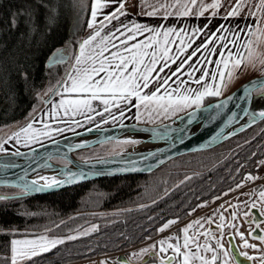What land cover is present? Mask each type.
I'll return each instance as SVG.
<instances>
[{
	"label": "snow or ice",
	"instance_id": "snow-or-ice-1",
	"mask_svg": "<svg viewBox=\"0 0 264 264\" xmlns=\"http://www.w3.org/2000/svg\"><path fill=\"white\" fill-rule=\"evenodd\" d=\"M126 3L128 0H92L91 19L87 27L93 29V32L87 39L79 42V51L73 58L74 63L71 71L66 73L64 79L57 82L67 97L61 99L54 106L53 116L58 115L61 110L64 116L70 118L78 114L85 115L94 112L96 109L93 107V103L96 101L103 105V111L97 112V115L103 116L104 113H108L113 120H116L117 117L112 113V108L119 110L120 117L124 116L125 109L131 111L132 108H136L135 118L137 120H140L143 115L140 112L141 108L148 113L150 118L152 113L175 114L193 105L200 109L206 96H220L237 73L248 66L255 68L259 64L262 76H264V0H234V3L232 0H228L227 7H225L224 0H211V3H206V0H137V3L133 5L140 9L137 15L162 20L169 18L179 20L189 17L199 19L210 12V16L207 17L208 24H205L203 28H187L185 26L179 29L175 26L165 27L163 24L153 27L136 23L134 20L125 23L120 18L129 15ZM113 5H116L114 10L104 13L103 21H100L97 26L98 14ZM222 8L224 9L223 14L220 11ZM214 17L223 20L243 17L245 21L251 18L254 24H246L244 28H240V32L246 31L249 37H256V39L242 42L241 37L236 34L235 39L228 41L227 36L223 33H234L235 29L226 28L224 24H220L215 31H212L209 25ZM105 21L107 24L104 23ZM113 21H117L119 27L113 25L115 31L109 29L102 35L107 25L112 24ZM76 26L79 27V15ZM206 32L210 33L208 38L193 48L195 39ZM116 33L124 37L123 40H120L119 46L113 43L114 39H119ZM217 33H221V35H217ZM138 36H143L144 39L137 40ZM131 41L136 42L130 43ZM216 41H221L219 48ZM228 43L235 46V52L228 48ZM110 45L117 50L110 51ZM189 49H192L191 52L188 51ZM224 49H228L227 54ZM66 51H68L67 47L55 49L49 58V63H65L69 59L65 56ZM245 52L247 55H244ZM105 53L109 54L105 55ZM214 55H218L220 59H209ZM178 61L179 63H177ZM209 64L215 65V69L208 70L206 65ZM172 65H176L174 71L171 68ZM166 69L171 72V75L166 73ZM197 72L200 73L198 77L195 75ZM161 73L164 75L162 76ZM181 73L201 87L198 89L186 87L188 81L180 78ZM173 77H176V80H172ZM206 79L213 82L219 81V83L209 84L205 82ZM170 80L177 84L176 88L171 87ZM259 83V88L255 81L251 82L250 86H244V92L248 99H251L252 91H256L260 98L264 99V80ZM153 88L154 90H151ZM49 91H56L57 95L60 94L56 89L50 88ZM215 107L219 108L220 105ZM244 114L250 121H255L257 118L264 120V110L249 112L245 109ZM189 115L194 116V113ZM88 118L91 119L90 116ZM72 122L79 123L78 121ZM104 122L107 123V119ZM36 131L29 123L25 128L13 133L8 139L15 138L19 142L21 133L25 134L26 139H34ZM58 131H63V129H58ZM7 142L8 140L0 141V152L6 151L3 144ZM121 143L135 144L137 141L125 140ZM11 155L22 154L17 151ZM52 159L54 157L50 154L47 160ZM259 163L264 165V161ZM43 166L51 167L47 161ZM15 167L18 165L14 161L0 160V172ZM27 175L28 172L25 170L23 175L18 176L17 181L12 184L13 187L19 189V194L15 198L59 187L65 183H72L77 176L76 173L67 170L64 174L65 179L62 180H57L55 177H40L37 180L29 181L26 179ZM258 178L251 174L245 177L248 181ZM186 179H191V177H186ZM41 180L45 183L41 184ZM183 182L181 181V183ZM0 183H7V181H0ZM236 187L240 188L243 185L237 184ZM9 198L0 196V200ZM259 198L261 206L258 211L261 219L253 218L249 222L255 227L251 228L248 233L259 244L249 243L245 234L239 230L240 226L231 222L239 215L238 210L234 209L231 213V220L225 223L224 215L220 209H216L215 215L220 221L217 224L219 234L210 228L201 231L200 229H203L205 224L211 225L215 222L213 217H201L188 223L180 230L182 242L179 236H169L132 255L137 257L150 255L157 264H244V261L251 262V264H264V226H262L264 225V191L259 194ZM216 199H220V197H216ZM153 203L156 202L153 201ZM206 206V203L197 205L200 208ZM251 207L256 208L255 202L251 204ZM195 210V208L192 209L193 212ZM244 216L248 217L249 213L245 212ZM176 223L177 220H169L158 231L164 232ZM226 227L235 229V234L243 241L242 248H235L230 241L224 240ZM95 231H98L97 225H92L91 228L85 229L78 235H68L66 238H49L41 235L35 239H11L8 246L10 255L0 257V260L5 264H28L30 261L34 264L33 258L51 252L58 245H63L66 240L73 241ZM247 249L255 250L259 255H250L246 251ZM101 264H106V262L101 261ZM118 264H130V262L121 261Z\"/></svg>",
	"mask_w": 264,
	"mask_h": 264
},
{
	"label": "trees",
	"instance_id": "trees-1",
	"mask_svg": "<svg viewBox=\"0 0 264 264\" xmlns=\"http://www.w3.org/2000/svg\"><path fill=\"white\" fill-rule=\"evenodd\" d=\"M89 5L90 0H0V128L29 117L41 103L42 91L61 77L68 61L46 65L45 60L59 47L68 46L73 54L90 33ZM114 141L73 154H105ZM262 158L260 119L209 148L178 154L150 171L100 176L19 198L18 188L0 185V193L11 194L0 200V257L9 256V242L16 236L43 228L66 234L86 220H94L98 231L66 240L33 258L34 264H63L127 248L152 238L163 221L182 220L197 204L232 189L244 175L253 176Z\"/></svg>",
	"mask_w": 264,
	"mask_h": 264
},
{
	"label": "water",
	"instance_id": "water-1",
	"mask_svg": "<svg viewBox=\"0 0 264 264\" xmlns=\"http://www.w3.org/2000/svg\"><path fill=\"white\" fill-rule=\"evenodd\" d=\"M54 50L46 58V65H50L49 58ZM65 56L68 57L67 52H65ZM64 74L65 71L51 86L52 89L57 90L59 87L57 82L61 81ZM262 80H264V76H262L261 72L247 76L226 93L202 103L200 109L193 106L177 116L161 122L150 124L125 121L100 126L99 128L88 127L54 137L25 149L0 152V160L14 161L18 165V167L0 172V181H7V183H0V185L12 186L17 181L18 176L23 175L25 170L28 172L27 180H37L34 175L49 168L43 166L46 161L51 165V168L62 170V175L57 180L65 179L64 174L67 170L77 174L72 183H65L59 187L31 194L45 193L100 176L150 171L178 154L209 148L260 120L259 118L255 119V121H250L248 118L243 119L246 117L244 114L245 109L252 112L260 102L264 103V99H261L256 91H252L251 99H248L244 92V86H250L251 82L255 81L258 88L260 87L259 82ZM54 93L55 91L50 92L48 90L41 101H48ZM229 97H232V99H229ZM216 105H220V107L216 108ZM261 110H264V107L257 112ZM190 113H194V116H190ZM182 116H186V118L182 119ZM140 133L148 134L146 141L157 143V145L132 153L123 152L129 144L118 151L85 158H78L73 154L75 150L108 140L128 138L138 142L139 140L129 136ZM17 151L22 155H11V153ZM50 154L53 157L65 158V163L47 160ZM40 183L43 184L45 182L40 181ZM16 194L18 195L19 193ZM9 195L11 194L0 193V196ZM229 241L234 246L231 239Z\"/></svg>",
	"mask_w": 264,
	"mask_h": 264
},
{
	"label": "crops",
	"instance_id": "crops-1",
	"mask_svg": "<svg viewBox=\"0 0 264 264\" xmlns=\"http://www.w3.org/2000/svg\"><path fill=\"white\" fill-rule=\"evenodd\" d=\"M232 2L234 3V0H232ZM136 3H137V0H128V3H126V9L129 12V15L126 16V17H121L120 18L121 21H124L125 23H127L130 20H134L136 23L147 24V25L153 26V27L154 26H158L160 24H163L165 27L175 26L178 29L181 28V27H185V26H187V28H191V27H201V28H203V26L205 24H208L207 17L210 16V12H209V13L205 14V17H201L199 19H197L195 17H189V18L179 19V20H177L175 18H169L168 20H162V19H159V18H151V17H147V16H144V15H137V13L140 11V9H139V7H133V5L136 4ZM206 3H211V0H206ZM91 4H92V0H90L89 11H88V15H87V24H88L89 20L91 19V15H90V13H91ZM224 4H225V7H227L228 6V0H224ZM115 7H116V5H113L111 8H106L100 14H98L97 26H99V22L100 21H103L104 13L111 12L112 10H114ZM220 11L223 14L224 9L222 8ZM245 14H246V11H245ZM104 23L107 24L106 21ZM220 24H224L226 28L235 29L234 33H223L224 35L227 36L228 41H231V40L235 39L236 34H238L241 37L242 42L246 41L248 39H253V40L256 39V37H249L247 35L246 31L245 32H240V28H244L246 24H254V21L251 18H249L247 21H245V20H243V17H241V18H230L229 20H223V19H221L219 17H214L211 20V24L209 25V28L212 31H215V29ZM113 25H115L116 27H119L118 22L117 21H113L112 24H108L107 25V28H105L104 32H102V35L107 33L109 31V29H111L112 31H115V29L113 28ZM237 25H239V28H237ZM92 32H93V30L87 36H85L83 39H87L89 37V35L92 34ZM116 35L119 37V39H114L113 43H115L117 46H119L120 40H123L124 37L120 36L119 33H116ZM208 35H210V33L206 32L204 35H201L199 38L195 39V43L193 44V48H195L197 45H199L202 40H206L208 38ZM217 35H221V33H217ZM143 39H144L143 36H138L137 37V40H143ZM135 42L136 41H131L130 43H135ZM216 45L219 48L220 45H221V41H216ZM109 47H110V51H116L117 50L116 48H112L111 45ZM228 48L231 49L233 52L236 51L235 46L233 44H231V43H228ZM191 50L192 49H189L188 51L191 52ZM227 50L228 49H224L226 54H227ZM78 51H79V44H78V46L76 47V49H75V51L73 53L77 54ZM69 54H68V57H69ZM108 54L109 53H105V55H108ZM244 55H247V53L245 52ZM182 59H183V57H182ZM209 59L217 60V59H220V57L218 55H214L212 57H209ZM201 60H203V57H201ZM67 61L69 63V59H67ZM177 63H179V61ZM171 68L174 71L175 68H176V65H172ZM206 68L211 71V70L215 69V65L209 64V65H206ZM65 71H67V70H65ZM259 72H261L259 64H257V66L255 68H253L252 66H248L246 69L240 70L237 73L236 77L233 79V81L222 92V94H224L227 91H229L231 88H233L237 83H239L242 79L246 78L247 76H250L252 74L259 73ZM166 73L168 75H171V72H169L167 69H166ZM64 75L62 76L61 80L63 79ZM101 75H103V74H101ZM161 75L163 76L164 73H161ZM195 75L198 77L200 75V73L197 72V73H195ZM180 78L188 81V83L186 85V87H188V88L198 89V88L201 87V85H198V84L192 82L191 80L188 79V77L186 75H183L182 73L180 74ZM172 80H176V77H173ZM172 80L169 81V84L171 85L172 88H176L177 84L176 83H172ZM205 82L209 83V84L219 83V81L213 82L210 79H206ZM151 90H154V88L151 89ZM145 91H149V90H145ZM161 92L163 93V89L161 90ZM207 97H215V96H206V97H204L202 103L206 102V98ZM193 106H195V105H193ZM187 109H189V108H187ZM187 109H185L183 111H186ZM180 113H182V111L177 112V114L171 116L170 118H173V117L177 116ZM170 118L168 117V119H170ZM261 182H263V181H261ZM255 184L254 185H248V186H246L244 188L243 187H241V188H237L236 187V188H232L234 190L230 189V190L224 191L223 193H221L218 196H216V197H220V199H216V197H214V198H211L209 200L202 201L199 204H205L206 203L207 206L203 207V208H200V207H197V205H199V204H197L194 207L196 210L194 212L191 211L190 212L191 214L188 216V218L186 220L184 219L185 222H186V225L188 223L198 219V218H201V217H213L215 222L212 223V224H214V225L218 224L220 221L218 219V216L215 215V210L216 209H220V212L225 217V223H228L231 220V213L235 209V210H238L239 215L237 216V218L234 221H231V222L235 223V224H238L240 226L239 230L245 234V238L248 239L249 243H257V244H259L258 241L253 240L252 237H250L248 235V232H247L248 224L246 222V219H244V213H245L247 207L250 204L255 202L257 207L261 206V200L259 198V194L262 191H264V189L257 190ZM225 193H227V195H225ZM221 205H223V208H221ZM209 228L213 232H215L214 229H213V226H209V224H205L204 228L200 229V230L201 231H205V230H208ZM224 231H225V233L228 232V233L232 234L234 236V240L236 241L237 244L238 243L239 244L243 243V241L240 240V237L235 234V229L226 227L224 229ZM173 235H175V224L172 225L170 228H168L167 231H165V237L163 235H160L159 238H160V240H162V239H165L166 237L173 236ZM160 240H158V241H160ZM201 240H203V237H201ZM224 240H225V238H224ZM173 242H175V241H173ZM213 243H214V241H213ZM225 246L227 247V244ZM246 251L251 253V255H259V253L256 252L255 250L247 249Z\"/></svg>",
	"mask_w": 264,
	"mask_h": 264
},
{
	"label": "rangeland",
	"instance_id": "rangeland-1",
	"mask_svg": "<svg viewBox=\"0 0 264 264\" xmlns=\"http://www.w3.org/2000/svg\"><path fill=\"white\" fill-rule=\"evenodd\" d=\"M92 30L93 29H89L86 26V32H88V31L91 32ZM66 47L68 48V51H66V52L68 54L70 53L69 54V63L67 64V67L65 68V70H67V71L64 70L67 73V72L71 71L72 65L74 63L73 58L76 54L73 53L71 55L70 48L68 46H65L64 49ZM66 73H65L63 79L65 78ZM48 90H49V88L46 90H43L41 93V97H44ZM57 91L60 92L59 95H57L56 91H55V93L50 97V99H48V101H46V102L41 101V103H39L32 110L31 115L29 117H26L25 119H23L19 123H14V124L0 128V141L8 140L7 143L3 144V147L6 151H16V150L25 149V148H28L30 146L40 144V143H42L46 140L52 139L54 137H58L60 135H63V134H66V133H69L72 131H76L79 129H84V128H88V127H97V125H99V127H100V126L112 125L115 123L125 122V121H137V122L150 123L151 124V123H157V122L167 120L168 117L170 118L171 116L177 114V112L175 114L152 113V116L150 118L148 113L145 112L143 108H141L140 112L143 113V115L141 116L140 120H137L135 118L136 114H137L136 108H132L131 111H128L127 109H125L123 117H120V112L117 108H112L111 109L112 113H114L117 117L116 120H113L112 117L109 116L108 113H104L103 116L97 115V112L103 111V105H101L98 101H96L93 103V107L96 109L94 112L87 113L85 115H79L78 114V115L70 118L68 116H64L63 111L61 110L58 115L53 116L52 112L54 110V106L57 105L61 99H64L67 97V94L63 92V89L61 87H59L57 89ZM182 112H184V111H182ZM89 116L91 117V119L88 118ZM105 119H107V121H108L107 123L104 122ZM72 121H78L79 123L77 124V123H74ZM29 123H31L33 125V128L35 130H37L36 133L34 134L36 138L26 139L25 134L21 133V135L19 137V142H17V140L15 138L11 139V140L8 139L10 136L13 135V133L18 132L22 128H25ZM58 129H63V131H58ZM252 131H253V129L247 131L246 133L249 134ZM44 133H47V134H44ZM125 140H130V139H128V138L116 139L114 142H112V144H109L106 147L107 152L118 151L119 149H121L125 146H128L129 144L121 143L122 141H125ZM74 156L78 157V158L90 157V156L83 155V154L74 155ZM52 160L54 162H57V163H65V161H66L65 158H63V157H56V158L54 157V159H52ZM253 176L261 178L264 176V173H260L258 171H255V174ZM248 182L250 183L253 181H248ZM249 185H254V183H251ZM246 186H248V185H243V188ZM233 188H236V185L233 186ZM188 216H186L184 219L186 220L188 218ZM184 219H182V220H184ZM169 220H173V218H169V219L163 221L158 226L157 231H156L157 233L154 235V236L158 237V240H160V238H159L160 235H163L165 237V231L168 230V229H166L164 232H159L158 229L160 227H162L163 224H165ZM84 223L85 224H83V225L81 224L80 226H75V228L68 231L66 234H56L54 232L48 231L46 228H43V229H35L34 231H31V233L22 234L20 236L14 237L13 239H35L41 235L47 236L49 238H65L68 235H78V233L83 232L85 229L91 228L92 225H95L94 220H91V221L86 220ZM136 245H137V243H135L129 247L136 246ZM146 246H149V244H147ZM141 247H145V245L141 246ZM8 255H10V253ZM97 257H100V256L98 255V256H96V258ZM82 258H84V257H82ZM0 264H5V262L4 263L0 262ZM106 264H108V263H106Z\"/></svg>",
	"mask_w": 264,
	"mask_h": 264
},
{
	"label": "flooded vegetation",
	"instance_id": "flooded-vegetation-1",
	"mask_svg": "<svg viewBox=\"0 0 264 264\" xmlns=\"http://www.w3.org/2000/svg\"><path fill=\"white\" fill-rule=\"evenodd\" d=\"M63 49V48H62ZM56 158V157H55ZM264 182V180H262ZM257 183V182H255ZM254 183V184H255ZM257 190H261L264 189V186L256 188ZM233 190V189H232ZM231 190V191H232ZM259 207L256 206V208H252L251 204L247 207L245 212L249 213L248 217L244 216V219H246V222L248 224V229L247 232L249 233V231L251 230V228H254L255 225L254 224H250L249 222L255 218L257 220L261 219V217L259 216V211H258ZM175 220V219H173ZM184 226H186V222L185 220H177V223L175 224V236H179L181 237V241H182V233H181V229L184 228ZM209 226H213L214 231L219 234V230L217 229V224H211ZM264 226V225H262ZM251 237V236H250ZM225 240L229 241L231 239V241L233 242L235 248H242V244H237L236 241L234 240V236L230 233H225ZM158 242V238L157 236H153L150 239L141 241L139 243H137L136 246H132V247H127V248H123L111 253H100L97 255H88L84 258H79V259H75L72 260L68 263H63V264H101V261H104L108 264H118V262L121 261H129L130 264H157V262L152 258V256L150 255H145L142 257H137V256H133V253L139 252L140 249L148 247L146 246L147 244L151 245V244H156ZM145 247H141L144 246ZM170 254V253H169ZM251 255V253H249ZM100 256L97 257L96 256ZM241 260H243V258H241ZM244 264H251V262H247L244 261Z\"/></svg>",
	"mask_w": 264,
	"mask_h": 264
},
{
	"label": "bare ground",
	"instance_id": "bare-ground-1",
	"mask_svg": "<svg viewBox=\"0 0 264 264\" xmlns=\"http://www.w3.org/2000/svg\"><path fill=\"white\" fill-rule=\"evenodd\" d=\"M263 107H264V103L260 102V104L254 110H252V112H257L258 110H260ZM185 118H186V116H182V119H185ZM247 118L248 117L246 116L243 119H247ZM129 137H134L135 139H137L139 141L135 144H132V145H129L128 147H126L123 150V152H125V153H132V152L140 151L144 148L154 147L157 145V143H149L146 141V138L148 137V134H146V133H140L137 135L132 134ZM61 175H62V170L53 169V168L49 167L46 170H44L43 172L35 174L34 178L39 179L40 177H49V178L55 177L56 179H59L61 177ZM41 181L45 182L43 180H41Z\"/></svg>",
	"mask_w": 264,
	"mask_h": 264
},
{
	"label": "built area",
	"instance_id": "built-area-1",
	"mask_svg": "<svg viewBox=\"0 0 264 264\" xmlns=\"http://www.w3.org/2000/svg\"><path fill=\"white\" fill-rule=\"evenodd\" d=\"M260 161H264V158H262L261 160H259V162ZM258 162V164H257V171L258 172H260V173H264V165H261L260 163ZM245 177L246 176H243L242 178H241V181L239 182V184H242V185H249V184H251V183H255V182H258V181H262V180H264V176L263 177H261V178H258V179H256V180H254L253 182H248V180H246L245 179ZM237 186V185H236Z\"/></svg>",
	"mask_w": 264,
	"mask_h": 264
}]
</instances>
